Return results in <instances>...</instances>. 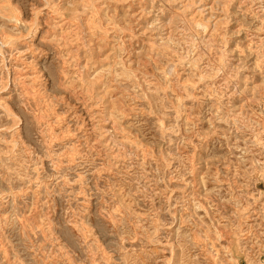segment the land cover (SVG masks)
<instances>
[{"label": "rangeland", "instance_id": "obj_1", "mask_svg": "<svg viewBox=\"0 0 264 264\" xmlns=\"http://www.w3.org/2000/svg\"><path fill=\"white\" fill-rule=\"evenodd\" d=\"M0 264H264V0H0Z\"/></svg>", "mask_w": 264, "mask_h": 264}, {"label": "bare ground", "instance_id": "obj_2", "mask_svg": "<svg viewBox=\"0 0 264 264\" xmlns=\"http://www.w3.org/2000/svg\"><path fill=\"white\" fill-rule=\"evenodd\" d=\"M205 19V18H204Z\"/></svg>", "mask_w": 264, "mask_h": 264}]
</instances>
